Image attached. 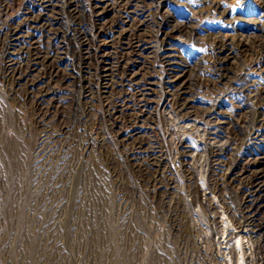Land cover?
Masks as SVG:
<instances>
[{
  "label": "rangeland",
  "instance_id": "obj_1",
  "mask_svg": "<svg viewBox=\"0 0 264 264\" xmlns=\"http://www.w3.org/2000/svg\"><path fill=\"white\" fill-rule=\"evenodd\" d=\"M70 1L53 0L61 42L48 43L30 25L35 0H0V264H264V229L247 225L242 191L264 177L251 171L264 156V0H127L99 20L97 0ZM71 22L106 33L80 50L63 42ZM114 36L135 51L118 54L131 77L110 90L95 61ZM45 50L59 77L42 100L29 87L41 58L19 75ZM78 53L89 56L82 87L64 78ZM169 67L181 94L164 83Z\"/></svg>",
  "mask_w": 264,
  "mask_h": 264
},
{
  "label": "bare ground",
  "instance_id": "obj_2",
  "mask_svg": "<svg viewBox=\"0 0 264 264\" xmlns=\"http://www.w3.org/2000/svg\"><path fill=\"white\" fill-rule=\"evenodd\" d=\"M35 1H36L35 5L37 7V9H36L37 12L34 15L32 14L31 21L29 20L30 23H31V24L29 23L31 25V28L33 30L39 31L40 33L45 35L46 39L48 40L47 41L48 43L49 42L50 43H52V42L54 43V42H56V40L58 41L59 37H57V36L59 35V29L57 28V25L59 26L61 21L58 20V18H55L56 16L52 17V16H54V11L56 10L57 6L55 4H53V0H35ZM126 1L127 0H117V1L116 0H111V1L110 0H102V1L97 0L96 3H95L96 5L94 6V8H95V10H94V20H99V17L103 13L105 14L107 12V10L109 9L108 6H111L112 9H115L116 5H118V4H127ZM69 2H71V3H69ZM198 3H200V1ZM71 4H72V1L68 0L66 5L62 6L63 7L62 10H64V9L66 10ZM218 4L217 3L213 4L214 11L219 10L220 7H219ZM144 10H142V12H144ZM136 15H134V16H136ZM138 26H140V24H138ZM90 27H91V32L89 34L90 37H88V35L86 34L87 33V27L85 25L83 26L80 23V26H78L74 22L68 23L67 26L64 27L63 31H62V33H64V35H63L64 41L63 42H65V44H68L67 42L73 41L74 44H76V46L80 50H83V48H85V50H86L88 48L87 46H89L90 44L91 45H95V44L97 45L99 39L103 35H105V33H106L105 30L102 29V28H105V27H99L98 25L95 26L94 23ZM16 35H17L16 31L15 32L13 31V33H11V35L8 38V42L4 43V49H6V51H7V49H9V47H12V46L16 45L15 43L17 42V38H18ZM119 37H120V35H119ZM251 38H254V37H251ZM161 39H162L161 42H160L161 43V45H160L161 46V51L158 53L159 58H160L161 61L166 62L167 65L171 66V64H173V63H172L170 55H169V47H172V45H171V43L169 42L168 39H165L164 37L161 38ZM111 40H110L112 42L110 44V48H112L111 51L108 52L107 54L105 53L106 54L105 56H103V55L97 56L96 55V61H95L96 62L95 63V66H96L95 69L96 68L99 69L100 66L102 67V69H101L102 73L100 72L99 77L100 76H102V77L105 76L107 78L109 77L108 81H107L108 82L107 84H108V89H110V90H112L113 88L115 89V86H118L119 84H122L125 80H128L131 77L127 73H125L127 68L124 67L123 65H121V64H123L122 59H121L122 57L120 56L121 58H118V54L119 53L120 54H128L131 51H133V52L135 51L133 49V46H130L129 44H126V43H125V45H128V47H130V51L129 52L128 51H124V49L127 48L125 45H123V46L120 45V46L115 47V36ZM58 42H61V41H58ZM107 44H109V43H107ZM247 44H248L247 41H244L242 38H240L239 44L237 46H235V47L239 48V46H242V48H243ZM140 47H138V49H140ZM232 47H234V46H232ZM222 48H223L222 52L223 51H229L231 53L232 51H234L233 49H231V47L229 45L226 46V44ZM79 49H77V50H79ZM260 49H261L260 50L261 58H263V60H264V42L261 43ZM88 51H89V49H88ZM79 53H80V51H79ZM79 53L76 56L73 55V59L76 62V67H74V69L72 68L73 70H71L68 73V75L65 76L64 78L66 80H70L71 79L73 81V84H76L79 81V83H80L79 87H82V83L80 82V80L82 79V78L80 79V76H81L80 73L82 71L83 65L89 63V56L87 55L88 52L85 55H81ZM32 57L33 58L28 60L29 64L24 69L23 74L19 75V76L22 77V78H26L27 76L32 75V73H30V70L33 69V68L36 69L37 65L41 64V62L38 60L39 58H41L40 60L44 64V70L41 73L42 75L39 74L41 76L37 77L34 81H33V79H31V81L29 82V87L34 90L35 96H37L39 99L43 100L45 98V96L50 93V89L48 88V86H50V85L53 86V83L59 77L58 69L55 67V65L53 63L54 60H53V55H52V51L51 50H45L44 53L41 55V57L39 56V54L36 55L35 57L34 56H32ZM52 60H53V62H52ZM220 66H221V68L219 69L220 71L217 73V76H218L217 80L219 82H220L221 79H225V77H226V71L224 70V67L222 66V63L220 64ZM29 67H30V69H29ZM124 69H125V71H124ZM171 71L172 70L169 67V68H167L166 72L164 73V77H163L164 83L165 84H170L172 87L178 88L179 89V94H181V93H183L182 88L180 86L176 85V83L179 80V77H180L181 74L180 73L177 74V72H175V69H174V71H172V72ZM19 74H20V72H19ZM243 76H245V75H243ZM64 78H61L62 82H64ZM147 81H148V79L144 82V84L147 83ZM144 84L140 85L138 87L137 91H142V89H143L142 87H143ZM74 89H77V88H74ZM136 93H138V92H136ZM140 94H142V92H140ZM258 95H259V98L261 99L260 102L263 104L262 106H264V89H262L260 92H258ZM142 100H144V99H142ZM192 104H193V102L188 101V100H184V105L185 106L191 107ZM208 107L211 109L212 112H215L217 110V108H218V106H217L215 108V110H213L214 109L213 105H210ZM262 108H263V111L261 112V116H260V118H258L256 120L260 124H264V113H263L264 112V107H262ZM109 115H110V118H112V117L115 118V107L111 108ZM256 133H258V132H256ZM263 158H264V156L254 160V162L251 165L252 166L251 167V171L252 172H255L257 169H261V167L264 168V159ZM246 183L247 184L244 186V189L242 190L243 191V196H244L243 197V207L245 209V214H246L245 218L247 219L246 222H247V225H251L253 228H255L256 222H258V225H260L261 227L260 228H255L256 229L255 231L261 230V232H262V230L264 229V213H263L264 212V177L260 178L258 180V182L256 183L255 176L250 175L246 179ZM258 198H262V199H258ZM261 213H263V214H261ZM256 217H257V219H256ZM239 227H241V226H239ZM243 232L244 231H242V230H237L235 232L237 234L234 237H239V238L242 239L244 237V235H245ZM229 234L230 233H228V235ZM263 234H264V232H263ZM240 248H241V251H242V247H240Z\"/></svg>",
  "mask_w": 264,
  "mask_h": 264
}]
</instances>
